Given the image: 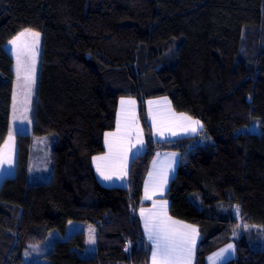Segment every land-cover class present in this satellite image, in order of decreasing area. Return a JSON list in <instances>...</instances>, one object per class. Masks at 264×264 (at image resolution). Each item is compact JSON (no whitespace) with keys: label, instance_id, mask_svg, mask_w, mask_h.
I'll use <instances>...</instances> for the list:
<instances>
[{"label":"trees","instance_id":"obj_1","mask_svg":"<svg viewBox=\"0 0 264 264\" xmlns=\"http://www.w3.org/2000/svg\"><path fill=\"white\" fill-rule=\"evenodd\" d=\"M26 28L42 33L33 133L54 136L52 176L30 183L33 136L18 134L15 174L0 185V264L71 221L95 225L97 253L81 256L79 231L49 264H151L140 210L159 151L181 155L166 199L199 228L195 264L230 243L225 264H264V0H0V149L15 79L6 44ZM163 96L203 131L155 140L147 101ZM123 97L138 101L146 149L128 187H107L93 157Z\"/></svg>","mask_w":264,"mask_h":264},{"label":"snow or ice","instance_id":"obj_2","mask_svg":"<svg viewBox=\"0 0 264 264\" xmlns=\"http://www.w3.org/2000/svg\"><path fill=\"white\" fill-rule=\"evenodd\" d=\"M39 38L40 33L26 29L8 42L12 46V52L16 58L17 87L23 90V99L19 101L22 107L21 116L19 117L21 120H28L27 113L30 110L32 89L36 79V56L38 54ZM13 101L15 112L18 102L16 93H14ZM120 104L121 112L118 114L117 131L115 133H105V143L109 147V153L106 156L93 157L97 172L105 180H111L113 175H117L119 178L126 176L128 152L132 147H136V145L143 146L145 143L135 113L136 101L122 98ZM148 105V114L152 119V128L155 135L164 137L165 133H169L172 136H177L181 132H196L203 127L199 120H194L187 114L180 113L177 115L171 109L170 101L166 97L162 98L161 101H148ZM28 122L31 123L30 120ZM133 131L136 133L135 144L131 142ZM12 142L13 137L10 133L9 139L5 141L4 148L0 149V164L11 163ZM117 168H119V171H115ZM169 168H171V164L167 168H162L156 174L157 178L152 185L153 194L156 191L163 193L168 182ZM149 175L151 177L153 174L150 173ZM145 199H151L147 185ZM236 212L239 213L238 206ZM140 214L144 220L145 233L151 242L152 264H192L196 239L199 235L195 226L184 224L169 217L167 214V201H161L159 204L154 202L153 209L141 208ZM89 242L95 243L94 236L91 234ZM229 250H234L232 244L221 249L215 256L217 258L223 257Z\"/></svg>","mask_w":264,"mask_h":264},{"label":"rangeland","instance_id":"obj_3","mask_svg":"<svg viewBox=\"0 0 264 264\" xmlns=\"http://www.w3.org/2000/svg\"><path fill=\"white\" fill-rule=\"evenodd\" d=\"M26 29H30V28H26ZM24 30H22L21 32H23ZM30 30L32 32L40 33L38 54L36 56V79H35V85L32 89L31 104L29 106L30 110L27 113L28 120H30L31 123H29L28 120H21L19 118L21 116V111H22V107L19 101L23 99V90L17 87L16 58L13 55L12 46L9 43L6 44V49L14 58L13 70L15 72V79L13 85V96L14 93L17 94L18 102L16 105L17 110L14 112V107H13L14 101L12 96V108H11L10 127H9V134L11 133L13 137L11 153H10L11 163L0 164V185L5 178L11 177L15 174L16 158H17L16 136L18 134H30L33 136V146L31 149V157H30V183L48 182L52 176V148L54 143V136L52 135L35 136L33 133L34 131L33 114H34L36 95H37L38 72L40 66L41 46H42V33L40 31H36L33 29ZM257 131L260 132L258 126H257ZM8 139H9V135L7 140ZM79 231H85L86 233V246L84 249H81L79 253L81 254L82 257H93L97 253V229L95 225L81 221H71L68 224V227L65 230V232L53 230L49 233L47 239L44 242L29 244L28 248L24 251L23 261L18 264H49V260L46 257V255L53 249L54 244L57 241L68 239L73 234ZM90 234L94 236L95 243L89 242Z\"/></svg>","mask_w":264,"mask_h":264},{"label":"crops","instance_id":"obj_4","mask_svg":"<svg viewBox=\"0 0 264 264\" xmlns=\"http://www.w3.org/2000/svg\"><path fill=\"white\" fill-rule=\"evenodd\" d=\"M164 97H166L167 100L170 101L171 109L177 115H179L180 113H182V112H178V111H176L174 109L170 98L167 97V96L152 98V99H149L148 101H161L162 98H164ZM121 99H120V101H121ZM123 99H125V100H127V99H133V100L136 101L135 113H136V117L138 119L139 128L142 130L143 139H144V142L145 143H144L143 146L136 145V147H132L131 150L128 152V154H127V175L126 176H123L122 178H119L117 175H113V177H112L111 180H105V179H103V177L100 175V173L97 172L96 163L93 161L94 168H95V171H96V174H97V177H98L99 181L101 182L102 185L107 186V187H128L129 186V183H130V181H129V174H130V167H131L132 160L134 158H136L137 156L141 155L145 151V149H146L145 135H144V131H143V128H142L140 119H139V104H138V101L135 98H132V97H123ZM148 101H147V106H148V112H149ZM153 108H155V106H153ZM120 112H121V104L119 102L118 113H117V120H118V114ZM148 117H149V122H150V124L152 126V119L149 116V114H148ZM193 119L194 120H198V119H195V118H193ZM121 121L123 123L122 117H121ZM201 124H202V122H201ZM203 129H204V126L202 128H199L196 132H191V131L186 132V133L185 132H181L177 136H172L169 133H165L164 137H160V136L154 134V138L157 141L163 142V141L177 140V139H181V138L195 137V136H198L203 131ZM116 131H117V125H116V128L114 130L108 131L106 133H115ZM135 139H136V133H135V131H133L132 134H131V142L133 144H135ZM105 148H106L105 153L96 155L95 157L106 156L109 153V147H108V145L106 143H105ZM173 154H175V155L173 156ZM180 160H181L180 153L175 152V151H159V152L156 153V155H155V157H154V159H153V161L151 163L150 170L148 172V175L146 177V181H145V184H144V194H143V200H142V202L145 205L142 208L143 209H153L154 202H156L157 204H159V202H161V201H167V214H168L169 217H171L173 220L181 221L184 224L192 225V224H190L188 222L179 220V219L171 216L170 215V201L168 199H166V194H167V192L169 190L170 184H171L172 180L177 175L178 167H179V164H180ZM101 163L103 164L104 162L102 161ZM169 164H171V168L168 169V182H167L166 186L164 187L163 193L161 194L159 191H156L153 194V187H152V185H153V181L157 178L156 177V174L162 168H167V166ZM115 171H119V168L115 169ZM150 173L153 174L151 177L149 175ZM146 185L148 187V192L151 195V199H145V189H146ZM146 215H147V213H146ZM142 223H143V227H144V220H143V218H142ZM196 229L198 230L199 235L197 236V239H196L195 254H194V257H193L192 264H195L196 251H197V247H198V244H199V241H200V237H201L200 236L199 228L196 227ZM144 231H145V229H144ZM146 236H147V234H146ZM230 244H232L234 246V250H229L227 253L224 254L223 257L217 258L215 256V254L218 253V252H220L221 249L226 248L227 245L224 246V247H222L221 249L217 250L216 252H214V253H212L211 255L208 256V258H207V264H225L226 262H228L230 260L236 259L237 244L236 243H230ZM151 264H152V258H151Z\"/></svg>","mask_w":264,"mask_h":264}]
</instances>
